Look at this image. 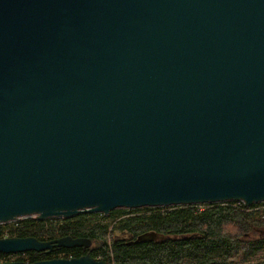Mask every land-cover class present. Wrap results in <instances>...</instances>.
<instances>
[{"label":"water","instance_id":"obj_1","mask_svg":"<svg viewBox=\"0 0 264 264\" xmlns=\"http://www.w3.org/2000/svg\"><path fill=\"white\" fill-rule=\"evenodd\" d=\"M222 202H264V0H0V225Z\"/></svg>","mask_w":264,"mask_h":264},{"label":"trees","instance_id":"obj_2","mask_svg":"<svg viewBox=\"0 0 264 264\" xmlns=\"http://www.w3.org/2000/svg\"><path fill=\"white\" fill-rule=\"evenodd\" d=\"M6 233V234H5ZM87 238V249L0 254L3 262L32 263L85 254L108 264H264V202L181 205L79 214L45 222L26 218L0 225V238Z\"/></svg>","mask_w":264,"mask_h":264},{"label":"rangeland","instance_id":"obj_3","mask_svg":"<svg viewBox=\"0 0 264 264\" xmlns=\"http://www.w3.org/2000/svg\"><path fill=\"white\" fill-rule=\"evenodd\" d=\"M118 210H126V209H118ZM128 211V210H127ZM27 218H32V219H35V217L33 216V217H27ZM71 219V218H70ZM36 220V219H35ZM48 220H55V219H48ZM48 220H45V221H48ZM60 220H68V219H60ZM37 221V220H36ZM45 221H42V222H45ZM15 255V254H14ZM14 255H10L8 258H13L14 257ZM2 261H4V260H0V263H2Z\"/></svg>","mask_w":264,"mask_h":264},{"label":"built area","instance_id":"obj_4","mask_svg":"<svg viewBox=\"0 0 264 264\" xmlns=\"http://www.w3.org/2000/svg\"><path fill=\"white\" fill-rule=\"evenodd\" d=\"M24 219H26V218H20V219H18V220H16V221H13V222H10V223H7V224H3L4 226H7V225H17L18 224V222H20V221H22V220H24ZM6 234V233H5Z\"/></svg>","mask_w":264,"mask_h":264},{"label":"flooded vegetation","instance_id":"obj_5","mask_svg":"<svg viewBox=\"0 0 264 264\" xmlns=\"http://www.w3.org/2000/svg\"><path fill=\"white\" fill-rule=\"evenodd\" d=\"M6 237V236H5Z\"/></svg>","mask_w":264,"mask_h":264}]
</instances>
